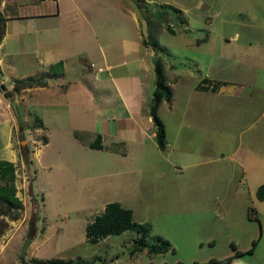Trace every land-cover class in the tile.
I'll return each mask as SVG.
<instances>
[{
    "label": "rangeland",
    "instance_id": "obj_1",
    "mask_svg": "<svg viewBox=\"0 0 264 264\" xmlns=\"http://www.w3.org/2000/svg\"><path fill=\"white\" fill-rule=\"evenodd\" d=\"M178 1L188 9L185 31L180 13L158 11L159 7L147 4L144 8L148 15H166L163 25L176 32L156 37L158 45L166 50L160 54L162 63L169 55V60L179 61L177 66L181 65V70H188L185 74L190 75L184 83L182 78L166 75L171 84L178 83L174 86L180 96L176 112L183 113L186 96L196 91L201 78L209 79L208 85H235V89L229 95L191 93L190 106L195 108L192 112L201 121L204 110L205 122L203 126L195 124L198 131L190 141L180 140L185 144L173 151L171 164L163 163L158 156L151 164L147 158L132 174L119 175L124 169L111 168L107 172L114 174L105 179L70 171L64 162L54 165L59 178H70L67 190L72 196L63 194L61 201L50 196L46 228L39 214L40 199L29 193L32 174L27 155L22 153L21 165L14 166L13 180L14 196L21 202V209L15 212V218L14 213H0V264H39L28 259L29 243L23 257L20 249L24 240L40 237L47 229L49 241L38 252L44 261L55 258L70 264H264V199L259 202L255 197L256 189L264 183V0H215V5L212 0H205L208 5L201 8L194 7L195 0ZM128 3L135 7L133 0ZM219 3L224 5L217 9ZM156 9L158 12H154ZM242 12L244 21L241 16H234ZM139 17L145 21L140 13ZM236 18L244 23L243 27L233 23ZM19 23L22 30L34 28L30 22ZM160 25L161 22L153 23L155 33ZM16 41L12 42L13 51L19 41L25 45L21 39ZM87 43L92 44L93 39ZM74 67L77 71L80 64ZM154 82L155 78L151 82L153 88ZM216 106L218 111L211 119L216 121L217 129L213 125V132L209 133L207 118ZM169 107L164 103L159 112L160 119L170 125L168 136L177 127L170 120ZM72 121L69 116V123ZM171 149L166 148L167 153ZM157 151L148 148L146 155L154 157ZM257 156L260 164L254 169ZM247 157L249 168H245ZM86 161L96 166L97 173L105 172V167L99 168L98 156ZM79 162L82 161H76L74 166ZM78 196L81 199L76 200ZM119 199L126 201L133 221L150 225L144 246L133 254L130 251L136 235L132 231L108 236L96 244L87 243L84 237L85 225L99 213L98 204L105 207ZM157 239L168 242L170 250L148 254L147 247ZM253 243L254 249L249 252Z\"/></svg>",
    "mask_w": 264,
    "mask_h": 264
},
{
    "label": "crops",
    "instance_id": "obj_2",
    "mask_svg": "<svg viewBox=\"0 0 264 264\" xmlns=\"http://www.w3.org/2000/svg\"><path fill=\"white\" fill-rule=\"evenodd\" d=\"M128 2L130 0H113L112 3L97 0H0V87L2 85L4 89L0 91V161L13 166L21 165L22 153L25 152L28 170L32 174L29 193L40 199L39 214L45 228L48 226L46 209L50 196L58 201L63 200V194L72 196L67 190L71 186L70 178H59L57 171L54 172V165L64 162L70 171L84 174L87 178L105 179L114 174L113 171L107 172L108 169H124L119 175L132 174L136 168L142 167L147 158L151 164H155L157 156L163 163L171 164L174 161L171 157L179 144L190 141L198 131L195 124L198 122L203 126L205 122L204 110L201 121L192 112L195 108L190 106L191 93L229 95L235 89V85H208L209 79L201 78L195 85L196 91L186 96L187 106L179 115L175 105L180 96L174 88L178 83L171 84L166 75L182 78L184 83L190 77L185 74L188 70H181V65L177 66L180 62L169 60V55L162 63L160 54H165L166 50L158 42L157 47L142 44L147 33L146 25L138 18L137 8L133 6V9ZM143 2L177 10L185 25L188 9L180 6L179 1ZM215 3L212 0V5ZM203 5L207 6V1L194 2L195 8ZM223 5L219 3L217 9ZM244 15L245 12H242L234 16H241L244 21ZM19 22H30L34 28L22 30L23 25ZM233 23L244 26L237 18ZM183 29L185 31L187 26ZM164 34L168 32L161 24L156 37ZM17 38L25 45L19 41L13 51L12 42L17 43ZM91 39L93 43L88 45L87 41ZM154 58L155 62L159 61L165 83L171 91L169 101L160 102L156 109V116L164 128L163 150L157 149L155 128L148 113L154 90L151 83L155 78ZM56 64L60 66L52 68ZM75 64H80L77 71ZM26 80L41 85L13 90L14 82ZM164 103L170 104V120L177 125L169 136L170 125L159 115ZM11 104L15 106L18 120L10 109ZM200 104L203 109V104ZM214 111L217 113V106L211 108L210 119L207 118L209 133L213 132V125L217 129L216 121L211 119ZM69 116L73 120L71 123ZM182 116L184 118L180 121ZM257 138H260L259 134ZM205 140L209 142L208 138ZM95 143L99 148L89 147ZM169 146L172 151L167 153ZM146 147L153 152L159 151L156 156L147 157ZM96 156L101 162L99 168L105 167V172L97 173L96 166L86 161ZM256 158L254 169H258L260 164V157ZM76 161L82 162L74 166ZM249 166L250 159L247 157L245 168ZM159 177L162 178L163 174L160 173ZM78 199H81L80 196ZM112 202L128 209L126 201L119 199ZM98 209L99 213L91 216L87 224L95 215L103 213L104 205L98 204ZM49 238L47 229L42 236L29 239L28 259L44 261L39 258L38 252Z\"/></svg>",
    "mask_w": 264,
    "mask_h": 264
},
{
    "label": "trees",
    "instance_id": "obj_3",
    "mask_svg": "<svg viewBox=\"0 0 264 264\" xmlns=\"http://www.w3.org/2000/svg\"><path fill=\"white\" fill-rule=\"evenodd\" d=\"M135 7L144 18L146 25V37L142 40V44L145 46L157 47L155 29L152 28L153 23L157 22L163 24L166 15L154 13L148 15L144 9L146 4L143 0H133ZM159 9L170 10L173 13H179L177 10L170 8L169 6H161ZM158 9V11H159ZM157 9L154 11L156 12ZM157 11V12H158ZM166 30L170 34H174L170 26L166 25ZM60 66L56 64L52 68ZM155 83L154 90L152 92L151 104L149 106V116L153 119V126L155 128L154 137L156 146L159 150H163L165 147L164 140V128L160 120L156 116V109L160 102H168L171 97V91L165 83L164 75L159 61L154 64ZM41 83L34 81H18L14 82L13 90L38 87ZM264 116V113H263ZM97 141V140H96ZM98 142V141H97ZM90 148H99L98 144L90 145ZM26 156V154L24 153ZM25 156H23L25 158ZM14 180V166L6 161H0V207L3 211H0L3 215H12L15 218L16 211L21 209V202L14 196L13 189ZM255 197L260 202L264 199V183L260 185L255 191ZM125 231H132L135 233L136 238L133 240L134 247L130 251V254L136 253L144 246L145 239L150 235V225L147 223H138L133 221L131 211L123 209L117 203H108L105 205L103 213L95 216L91 222L84 227V237L87 243L96 244L100 240L108 236H117ZM255 244H252L249 252H252ZM170 250L169 244L166 241L157 239L155 244L147 247L146 251L150 255L163 254ZM19 258V257H18ZM33 263L36 261H32ZM39 264H70L69 262H63L61 260L52 261H37ZM88 264V263H83Z\"/></svg>",
    "mask_w": 264,
    "mask_h": 264
},
{
    "label": "water",
    "instance_id": "obj_4",
    "mask_svg": "<svg viewBox=\"0 0 264 264\" xmlns=\"http://www.w3.org/2000/svg\"><path fill=\"white\" fill-rule=\"evenodd\" d=\"M152 62H155V59H153ZM0 88L2 89L3 87L1 86ZM10 109H11V111H12L14 117L16 118V120H18V117H17V113H16V111H15V106H14V104H11ZM151 121H153V119H151ZM28 243H29V240H24V242H23V244H22V247H21V249H20V257H23V256H24L25 249H26V246H27Z\"/></svg>",
    "mask_w": 264,
    "mask_h": 264
},
{
    "label": "clouds",
    "instance_id": "obj_5",
    "mask_svg": "<svg viewBox=\"0 0 264 264\" xmlns=\"http://www.w3.org/2000/svg\"><path fill=\"white\" fill-rule=\"evenodd\" d=\"M2 86V85H1ZM3 90V89H2ZM0 91H1V88H0ZM4 91V90H3Z\"/></svg>",
    "mask_w": 264,
    "mask_h": 264
}]
</instances>
